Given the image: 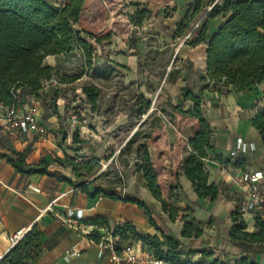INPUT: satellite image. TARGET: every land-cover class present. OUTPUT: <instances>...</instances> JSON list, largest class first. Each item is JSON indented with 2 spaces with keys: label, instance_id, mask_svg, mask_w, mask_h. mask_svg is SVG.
Segmentation results:
<instances>
[{
  "label": "trees",
  "instance_id": "16d2710c",
  "mask_svg": "<svg viewBox=\"0 0 264 264\" xmlns=\"http://www.w3.org/2000/svg\"><path fill=\"white\" fill-rule=\"evenodd\" d=\"M104 5V0H66L62 8H53L45 0H0V102L9 106L15 104L17 90H21L19 97L26 93L32 97H40L42 83L52 78L59 79L65 85L80 79V76L73 79L62 77L56 67L44 66V60L49 56H68L78 52L90 65L94 47L81 36L86 34L96 44L111 39L112 33L105 37L93 31L88 32L91 25L96 23L97 14ZM198 11L196 9L195 14ZM146 15V12L138 11L135 16L139 21L134 25L141 27ZM206 18L227 19L212 37L208 36L206 25L196 40L197 43L208 42L206 75L210 86L207 88L224 87L248 93L264 85V0H223L221 5L213 7ZM131 20H134L133 17ZM188 30V24L180 25L176 35L183 37ZM84 94L95 104L93 91L84 89ZM143 102L146 108L150 107V102ZM187 102L193 103L191 109H184ZM168 103L174 115L192 119L189 127L191 139L187 140L183 137L184 132L179 131L174 133L173 141L161 140L158 132L150 134L148 139L152 142L155 153H151L147 145H142L136 152L138 161L134 168L169 220H180L183 225L182 238L198 239L205 230H211L222 222L213 217L205 222L197 217L195 207L186 203L187 197L179 185V177L186 176L199 199L214 202L222 188L215 183L209 184L206 162H224L221 156L209 154L212 150L210 139L213 131L202 110L203 94L196 96L192 89L186 87L181 91L176 105L170 101ZM252 125L264 141V109L255 114ZM77 136V133L73 135V144L80 143ZM0 158L7 160L22 175L50 174L47 160H42L39 165L29 166L24 156L17 152H13L11 156L0 155ZM57 160L61 166L71 169L76 180L82 179V171H93L91 162L77 163L70 156L63 161ZM235 166L245 168L246 160L237 159ZM67 182L71 184L70 181ZM84 184L82 192L90 200L103 196L113 201L136 205L144 211L149 224L160 233V237L143 236L126 224L115 227L114 236H119L126 242L132 237L145 250L168 264H225L217 259L211 263H206L203 259L193 262L189 257L196 252L185 251V247L177 239L168 237L159 229L147 205L138 198L129 194L120 198L115 192L96 187L90 193L92 184ZM230 218L234 226L228 232L229 242L241 254H247V257L264 253V221L255 218L257 232L249 233L247 223L238 209L230 214ZM92 224L107 225V221L97 219ZM43 240L44 232L38 225L34 226L0 260V264H28L41 252ZM201 254L204 257L213 256V253L209 255L208 252ZM240 262L248 264L247 259Z\"/></svg>",
  "mask_w": 264,
  "mask_h": 264
},
{
  "label": "crops",
  "instance_id": "0c3cea01",
  "mask_svg": "<svg viewBox=\"0 0 264 264\" xmlns=\"http://www.w3.org/2000/svg\"><path fill=\"white\" fill-rule=\"evenodd\" d=\"M128 1L135 5L133 9H139L152 16L144 32L153 34L161 49L171 52L175 68L179 70L172 80L169 76L159 80L161 90L164 88L167 97H176L177 102L180 100L181 91L186 87L192 89L196 96L203 94L204 114L213 131L210 139L212 150L209 154L221 156L224 162L223 164L216 161L206 162V171L209 173V184L221 185V193L214 202L199 199L193 184L185 175H181L178 181L187 197L186 203L195 207L198 218L207 222L213 217L222 224L205 230L198 239L182 238L183 225L180 220L177 219L175 222L169 220L163 213L160 203L152 198L146 189L145 182L140 176L138 190L135 185H130L118 196L122 198L129 194L144 202L159 229L168 237L177 239L185 247V251L196 252L194 256L189 257L193 262L200 260L202 252H208L213 253L215 259L225 264H241L240 261L244 259H247L248 264H264V253L247 257V254H241L228 238V232L234 226L230 214L237 209L234 198L229 194L233 187V179L245 170L257 171L264 167V141L252 125L255 110L264 109V85L248 93L224 87L207 88L210 86L206 75L208 42H196L202 27L198 28L191 41L184 43L183 38L200 21L201 24L207 25L209 37L227 21L224 18H206L208 6L216 0ZM222 2L223 0H219L217 4L221 5ZM196 9L199 10L197 14ZM187 24L189 30L185 36L176 35L178 27ZM62 58L63 56H49L44 60V66L55 68ZM132 59L133 61L128 59L126 63L134 70L136 63L134 57ZM23 101L28 104V97L23 96ZM173 104L176 105V101ZM185 106L191 109L193 103L187 102ZM53 111L55 114L42 108L43 121L45 119L47 127L51 125L53 128L51 130L56 136L55 131H59L60 128V121H57V118L60 117L55 110ZM62 112L65 110L59 111V114L64 116ZM47 136L40 138L35 135H19L14 141L0 142V155L11 156L13 152L20 153L29 166H36L42 160H47L50 173L22 175L16 172L7 160L0 158V256H5L9 252L11 237L22 230L28 233L36 225L44 232V240L41 252L28 264H109L107 257L98 256L97 234L103 236L109 228L126 224L143 236L160 237V233L149 224L144 211L136 205L113 201L103 196L95 200L88 199L82 192L83 184L76 183L71 169L61 166L57 160H65L69 156L68 152L59 147L56 139L50 140ZM183 137L191 139L190 130H187ZM239 139L248 145L245 153L238 155L239 158L246 160L245 168L236 167V160L231 155ZM93 189L94 187H90L89 192L92 193ZM52 203V212L45 211ZM68 208L84 212V220L76 228L68 227L56 217L58 214L63 215ZM97 219L107 221V225L92 224ZM246 223L247 232H257L254 220L248 219ZM72 252L73 258L66 262L64 256Z\"/></svg>",
  "mask_w": 264,
  "mask_h": 264
},
{
  "label": "rangeland",
  "instance_id": "374dc122",
  "mask_svg": "<svg viewBox=\"0 0 264 264\" xmlns=\"http://www.w3.org/2000/svg\"><path fill=\"white\" fill-rule=\"evenodd\" d=\"M45 1L53 8H62L66 3V0ZM104 1L106 5L99 10L97 21L88 32L105 37L112 33V37L96 44L86 34L81 36L94 47L90 65L77 52L63 55L58 62L57 72L62 77L80 76V79L51 92L50 97H61L69 111L65 109L62 116L59 111L63 105L52 108L60 117L57 121L65 126L62 128L61 124L55 136L48 125L47 138L56 139L59 147L77 163H92L93 171H82V179L76 183L92 184L119 195L130 185L138 190L139 176L134 168L138 161L136 152L145 144L155 153L149 135L158 132L161 140L172 141L176 131L189 130L192 119L174 115L168 102L178 103L176 97H167L165 89L161 90L159 80L164 76L172 80L179 70L175 68L171 52L162 50L153 34L144 32L152 16L147 14L138 27L134 25L139 21L135 15L140 10L133 9L135 5L128 0ZM202 24L200 28L205 27ZM132 57L136 63L134 70L126 63L128 59L133 61ZM84 89L94 92L95 104L86 97ZM25 97L30 101L32 96L26 93ZM143 101L150 102V107L146 108ZM202 110L204 113L203 106ZM70 131L73 132L68 135ZM76 133L79 144L72 142ZM128 241L136 242L132 237ZM200 259L211 263L215 257L213 254Z\"/></svg>",
  "mask_w": 264,
  "mask_h": 264
},
{
  "label": "built area",
  "instance_id": "2783aa9c",
  "mask_svg": "<svg viewBox=\"0 0 264 264\" xmlns=\"http://www.w3.org/2000/svg\"><path fill=\"white\" fill-rule=\"evenodd\" d=\"M208 6L207 11L210 12L218 3ZM201 22L187 33L183 38L186 43L193 39L195 32L198 30ZM78 53V52H77ZM67 85L62 84L59 79L42 83V89L39 94L42 97H31L30 104L23 101V97H19L21 90H17L15 99L17 102L13 105H5L0 102V141H14L19 135H35L40 138L47 136L49 130L43 121L42 108L47 111L54 112L52 108H60L64 101L61 97H50L53 89L65 88ZM57 108V109H58ZM258 110H255L257 113ZM61 125V124H60ZM65 125H62L63 128ZM70 131L68 135H71ZM248 145L238 140L235 150L232 152L233 159H240L238 155L244 154ZM229 194L234 198L237 209L245 220H254L260 218L264 221V167L257 171L245 170L233 179V187L229 190ZM53 203L50 204L45 211L52 212ZM65 225L70 228H76L84 220V212L80 209L68 208L63 215H56ZM27 231H19L10 238V250L23 240ZM99 241L96 243L98 256L100 258L107 257L109 264H168L165 261L157 259L151 252L145 250L139 242H126L119 236H114V228H109L105 235L97 234ZM9 250V251H10ZM74 253H67L64 256L66 262H70ZM4 256H0V260Z\"/></svg>",
  "mask_w": 264,
  "mask_h": 264
}]
</instances>
